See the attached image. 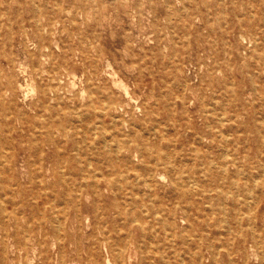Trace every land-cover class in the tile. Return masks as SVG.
Listing matches in <instances>:
<instances>
[{"label": "rangeland", "instance_id": "374dc122", "mask_svg": "<svg viewBox=\"0 0 264 264\" xmlns=\"http://www.w3.org/2000/svg\"><path fill=\"white\" fill-rule=\"evenodd\" d=\"M241 19L253 35H241ZM109 111L121 118L106 119L109 140L138 135L212 157L248 148L264 159V3L0 0V264H175L179 254L192 260L195 249L174 244L181 240L172 235L186 231L197 241L195 210L188 218L180 210L165 234L145 208L146 237L119 214L138 208L132 199L148 208L167 204L168 175H156L157 196L144 185L119 191L105 182L96 193L74 176L71 136L88 130L89 113ZM87 169L99 179L108 171ZM252 169L258 195L264 172ZM256 198L244 235L221 237L232 242L236 264H264V195ZM217 247V264H230Z\"/></svg>", "mask_w": 264, "mask_h": 264}, {"label": "bare ground", "instance_id": "6f19581e", "mask_svg": "<svg viewBox=\"0 0 264 264\" xmlns=\"http://www.w3.org/2000/svg\"><path fill=\"white\" fill-rule=\"evenodd\" d=\"M248 1L249 3H264V0ZM239 24L243 37L248 32H252L251 35L254 34L249 21L241 19ZM250 40L252 41V38ZM77 117L81 118L82 116ZM88 118L94 121L89 124L88 130L81 136L77 133L71 136L73 138L71 150L74 154L70 156V161L75 162L73 164H76L79 169L74 173L76 178H82L83 184L91 187L96 193L101 189V182H105L111 189L119 191L127 190V187L133 189L137 185H144L149 187L150 194L156 193L157 196V191L155 192L152 186L156 182V175L164 176L165 173L170 177L172 184L169 195L166 197L167 204L158 207L155 202L148 208L144 202L140 203L132 199V204L129 201L128 203L139 209L132 211L118 206L117 209L123 208V210L120 209L119 214L127 216L128 225L138 223L139 229L146 237L147 225L143 213L145 208L151 210L154 219L163 225L165 234L168 231H174L175 223L173 222L179 216L180 210H182L181 217L183 218H188L190 210H195L198 220L197 223H192L190 228L193 227V235L199 237L196 239L197 241L189 242L186 231L176 232L172 235L174 238L177 235L181 240L175 241L174 244H179L188 250L193 247L195 253L192 260H187L179 254L177 257L179 262L175 264H217V256L220 251L217 245L224 247L230 264H236L232 258L234 249L232 242L229 243L221 237L232 234L244 235L243 218L248 215V211L251 209V200L257 197L255 200L257 202L264 195V192L254 195L255 180L254 183L249 182L256 175L252 168H258V174L264 172L263 158L256 160L248 148L226 150L219 148V154L212 157L209 154L200 153L195 148L187 150L183 146L179 147L176 143H164L162 140L152 143L138 135H135L133 139L125 137L109 140L111 136L108 135L104 124L107 118L115 122L119 121L121 119L119 115L115 111H109L102 114L89 113ZM137 126L139 127V125ZM72 127L74 128V126ZM47 129L49 132L51 131V127L48 126ZM62 131L66 132V129L63 128ZM94 137L95 140H93ZM225 139L227 141L228 137ZM133 155L138 156L137 163L134 162ZM255 162L260 165L255 166ZM94 164L97 168L100 165H105L108 168V171L102 174L101 179L94 172L86 170V167ZM192 165L191 171L187 174L181 170ZM200 170H203V178L199 176ZM196 185L198 188L194 189ZM1 212L4 216V210ZM161 215L165 218H160ZM212 216L214 221H210ZM211 233L216 235H214V243L210 236ZM202 247L209 251V261H206V256L201 251ZM242 248L244 246L240 247V249ZM123 253L118 255V262L124 261ZM166 262L165 259L160 260V263L166 264Z\"/></svg>", "mask_w": 264, "mask_h": 264}]
</instances>
